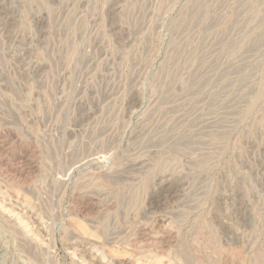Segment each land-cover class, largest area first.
<instances>
[{
	"label": "rangeland",
	"instance_id": "374dc122",
	"mask_svg": "<svg viewBox=\"0 0 264 264\" xmlns=\"http://www.w3.org/2000/svg\"><path fill=\"white\" fill-rule=\"evenodd\" d=\"M0 264H264V0H0Z\"/></svg>",
	"mask_w": 264,
	"mask_h": 264
}]
</instances>
